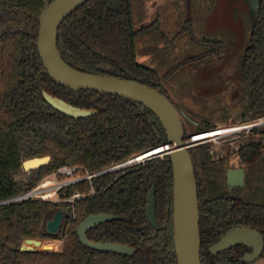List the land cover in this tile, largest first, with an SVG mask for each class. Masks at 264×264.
Listing matches in <instances>:
<instances>
[{
    "label": "trees",
    "instance_id": "obj_1",
    "mask_svg": "<svg viewBox=\"0 0 264 264\" xmlns=\"http://www.w3.org/2000/svg\"><path fill=\"white\" fill-rule=\"evenodd\" d=\"M45 2L0 0V23L7 24L0 33V264H177L169 157L95 178L96 193L75 203V220L67 218L58 235L48 234L44 223L49 211L61 209V205L8 202L62 166H82L95 173L167 142L162 124L143 105L113 95L73 91L51 79L37 47ZM141 35L134 0H89L62 23L58 49L64 61L79 71L142 83L173 103L159 73L138 61ZM239 69L246 99L233 116L240 118V123L264 118V0ZM44 91L73 106L97 110V114L87 119L69 118L47 104ZM183 123L186 135L216 128L208 120L198 121L196 129L185 119ZM247 136L259 140L241 144L238 150L246 171L243 189H227L226 158L217 159L214 143L189 149L198 185L202 264H245L241 258L249 249L244 246L218 255L209 251L230 229L250 227L264 235V125ZM47 156L51 157L48 165L24 171L25 161ZM153 186L157 230L146 213ZM90 189L88 183H82L70 191ZM100 213L122 219L94 228L88 238L134 247V257L95 252L80 244L78 225L87 216ZM60 237L65 242L59 253L20 251L27 239Z\"/></svg>",
    "mask_w": 264,
    "mask_h": 264
},
{
    "label": "water",
    "instance_id": "obj_2",
    "mask_svg": "<svg viewBox=\"0 0 264 264\" xmlns=\"http://www.w3.org/2000/svg\"><path fill=\"white\" fill-rule=\"evenodd\" d=\"M89 0H46L40 18V29L37 47L43 66L51 79L59 86L73 90H87L99 94L121 97L150 110L160 121L167 136V142L161 146V159L169 157L173 170V232L174 247L177 264L201 263V232L200 206L198 185L195 168L189 152L188 141L191 135H186L183 119L192 123L193 128L198 123L193 122L184 112L161 92L142 83L123 78L91 74L79 71L68 65L58 49V31L62 23ZM255 19L259 16L262 0H249ZM7 28L6 23H0V33ZM43 96L47 104L59 113L72 119H87L97 114V110L73 106L61 98L46 91ZM149 152L145 151L142 154ZM51 161V157L32 158L23 163L25 172L38 170ZM245 185V169H230L227 171V186L229 189ZM156 189L152 187L147 199V219L157 230L156 216ZM47 217V216H46ZM66 218L74 220V213L70 209H57L55 215L44 223L48 234L58 235ZM122 218L113 214L100 213L87 216L77 227L80 244L89 250L100 253L132 257L136 249L129 245L112 242H94L87 234L93 228ZM46 225V226H45ZM29 245L21 246V252H39L32 246L39 247L42 241L27 239ZM246 246L253 251L246 254L243 261L253 263L258 260L264 251V238L255 230L236 228L227 232L215 245L210 253L218 255L238 246Z\"/></svg>",
    "mask_w": 264,
    "mask_h": 264
},
{
    "label": "rangeland",
    "instance_id": "obj_3",
    "mask_svg": "<svg viewBox=\"0 0 264 264\" xmlns=\"http://www.w3.org/2000/svg\"><path fill=\"white\" fill-rule=\"evenodd\" d=\"M134 17L138 27L147 28L157 37L152 40V34L146 37L141 33L144 36L141 35L137 41L138 61L156 70L160 76L170 73L188 57L205 52L208 49L205 42L229 41L230 51L236 53L229 63L217 69L202 70L192 80L186 72L171 74L169 84L176 90V104L188 118L195 123L208 120L216 126L217 130L208 134V138L239 129L234 126L243 123L233 115L246 99L239 68L255 20L250 1L134 0ZM153 45L156 47H151ZM194 134L197 133L191 135ZM258 140V137L247 136L240 131L213 143L218 154L223 155L228 149L232 152L241 144ZM240 166L236 156L231 157L226 164L228 169ZM56 210L49 211L46 223ZM61 239L63 237L42 241L45 245L42 250L32 247L39 252L59 253L64 247V243L59 242ZM22 245L29 247L25 241ZM249 264H264V257Z\"/></svg>",
    "mask_w": 264,
    "mask_h": 264
},
{
    "label": "built area",
    "instance_id": "obj_4",
    "mask_svg": "<svg viewBox=\"0 0 264 264\" xmlns=\"http://www.w3.org/2000/svg\"><path fill=\"white\" fill-rule=\"evenodd\" d=\"M262 125H264V118L243 123L240 126H234L239 129L233 133H237L240 131L249 132L250 130ZM214 130L217 129L191 135V138L188 141L189 148L191 149L198 145L213 143L217 139L233 134L230 133L227 135H217L213 138H203L197 140L198 137L207 135L208 133H211ZM161 150V147L149 150V152L145 154H138L120 164L95 173L89 172L85 167L82 166H62L47 175L46 177H44L34 188L8 202L42 201L51 204L61 205L62 208L70 209L72 212H74V206L76 202L85 199L89 196H92L96 193L92 185V182L95 178L109 172L136 166L139 164H143L146 161L160 158L158 156H160ZM82 183H88L91 186V189L88 192L70 191L71 187ZM59 242L64 243V238L61 239Z\"/></svg>",
    "mask_w": 264,
    "mask_h": 264
},
{
    "label": "flooded vegetation",
    "instance_id": "obj_5",
    "mask_svg": "<svg viewBox=\"0 0 264 264\" xmlns=\"http://www.w3.org/2000/svg\"><path fill=\"white\" fill-rule=\"evenodd\" d=\"M260 12V11H259ZM259 17V16H258ZM258 19V18H257ZM257 19H255V20H257ZM140 30H141V33L143 32L144 33V35L147 37V36H150V34H152V31H150V30H146L147 28H143V27H138ZM146 30V31H145ZM143 35V34H142ZM143 35V36H144ZM165 36V35H164ZM156 36L155 35H153L152 34V40H154V38H155ZM157 38V37H156ZM157 41H159V39L157 40ZM152 42V41H151ZM204 44H206V45H208V49L205 51V52H203V53H200V54H197V55H193V56H190V57H188L187 59H185V60H183L182 62H180L178 65H177V67L175 68V69H173L170 73H168L167 75H165V76H160L162 79H163V83H164V85H165V87H166V89H167V92H168V95H169V97L171 98V100L173 101V104L175 105V107L179 110V111H181V112H184V111H182V109H181V107H179L177 104H176V102H175V100H174V98H175V95H176V90L174 89L173 90V88L170 86V84H169V79H170V75L171 74H175V73H178L177 75H180V73L181 74H183L184 72H186L187 73V75L191 78V80L193 79V77L196 75V74H198L200 71H202V70H213V69H217V68H219V67H221L223 64H227V63H229L230 62V60L233 58V56H235L236 55V53H234V52H232V51H230V43H229V41L227 40V39H225V40H222V41H214V42H209V43H207V42H205ZM156 45V44H155ZM155 45H153V46H151V47H156ZM227 49H228V51H227ZM227 51V52H226ZM140 63V62H139ZM141 64H143V63H141ZM145 65V64H144ZM147 66V65H146ZM149 67V66H148ZM176 70H177V72H176ZM240 70V69H239ZM180 78V77H179ZM178 81H176V83H177ZM176 89H177V87H175ZM193 122H195L194 120H192ZM196 123H197V121H196ZM259 127V126H258ZM251 131V130H250ZM249 131V132H250ZM243 133V132H242ZM248 132H246L245 134H247ZM241 146V145H240ZM240 146L239 147H237L235 150H233L232 152H229V149L227 150V153L226 154H223V155H220V154H218V157H217V159H220V158H226L225 159V162H224V167L227 169V171L228 170H230V169H228L229 167H226V164L229 162V159L231 158V157H233V156H236V157H238L239 158V160H240V156H239V153H238V150H239V148H240ZM240 164H241V161H240ZM237 169H245V168H243V166H242V164H241V166L239 167V168H237ZM245 185H246V171H245ZM245 185L243 186V187H239V188H234V189H229V187L227 186V172H226V186H227V189L229 190V191H234V190H236V189H243L244 187H245ZM101 226V225H100ZM98 227V226H97ZM96 228V227H95ZM237 228H249V229H252V228H250V227H237ZM94 229V228H93ZM92 229V230H93ZM233 229H236V228H233ZM230 230H232V229H230ZM230 230H228L227 232H229ZM252 230H254V229H252ZM91 231V230H90ZM89 231V232H90ZM255 231H257V230H255ZM88 232V233H89ZM227 232H225L222 236H221V238L227 233ZM260 233V232H259ZM261 234V233H260ZM262 235V234H261ZM87 236H88V234H87ZM263 236V238H264V235H262ZM220 238V239H221ZM92 241V240H91ZM215 245V244H214ZM242 246V245H241ZM212 247V246H211ZM210 247V248H211ZM239 247V246H238ZM244 247H246V246H244ZM246 248H248L249 249V251L248 252H246L244 255H243V257L246 255V254H251L252 253V249L251 248H249V247H246ZM136 249V248H135ZM210 250V249H209ZM136 253H137V250H136ZM136 253H135V255H136ZM134 255V256H135ZM134 256H132V257H134ZM243 257L241 258V260L243 261ZM264 257V251H263V253H262V255H261V257L259 258V259H261V258H263ZM177 259V258H176ZM258 259V260H259ZM258 260H256L255 262H257ZM244 262V261H243ZM245 264H249V263H246V262H244ZM254 263V262H253Z\"/></svg>",
    "mask_w": 264,
    "mask_h": 264
},
{
    "label": "bare ground",
    "instance_id": "obj_6",
    "mask_svg": "<svg viewBox=\"0 0 264 264\" xmlns=\"http://www.w3.org/2000/svg\"><path fill=\"white\" fill-rule=\"evenodd\" d=\"M237 130H238V129H237ZM214 131H216V130H214ZM214 131H212V132H214ZM212 132H211V133H212ZM233 132H235V131H230V132H227L226 134H216L215 137H216L217 135H227V134H230V133H233ZM208 134H210V133H208ZM208 134H207V135H208ZM207 135L200 136V137L197 138V140H199V139H203V138H208ZM44 246H45L44 244H41L39 247H36V246H34V247H35V248H39V249L42 250V249H44ZM24 247H25V246H24ZM25 248H26V247H25Z\"/></svg>",
    "mask_w": 264,
    "mask_h": 264
}]
</instances>
